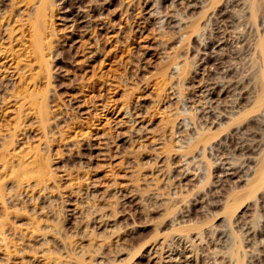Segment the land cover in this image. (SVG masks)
<instances>
[{
  "label": "rangeland",
  "instance_id": "1",
  "mask_svg": "<svg viewBox=\"0 0 264 264\" xmlns=\"http://www.w3.org/2000/svg\"><path fill=\"white\" fill-rule=\"evenodd\" d=\"M263 169L264 0H0V264H264Z\"/></svg>",
  "mask_w": 264,
  "mask_h": 264
},
{
  "label": "bare ground",
  "instance_id": "2",
  "mask_svg": "<svg viewBox=\"0 0 264 264\" xmlns=\"http://www.w3.org/2000/svg\"><path fill=\"white\" fill-rule=\"evenodd\" d=\"M47 4V3H46ZM255 5V4H254ZM43 6V5H42ZM46 7H48V6H46ZM38 10V9H37ZM50 10V9H49ZM255 10H257V6H253L252 7V11L255 13ZM33 14V13H32ZM44 22H45V15H44V13H43V10L42 9H40L38 12H37V17H36V23L34 24V28L32 27V29H34V32H33V42H34V45H35V48L39 51V52H42V51H44L45 49H46V45H44L43 44V42H42V40L44 39L43 38V31H44ZM29 24H31V23H29ZM45 24H47V21H46V23ZM32 26V25H31ZM46 26L47 25H45V28H46ZM195 26H193L192 27V30H194L193 28H194ZM47 29V28H46ZM48 33V32H47ZM49 34V33H48ZM45 37V36H44ZM53 37V36H52ZM43 38V39H42ZM45 40V39H44ZM46 42V41H45ZM47 43V42H46ZM47 44H49V43H47ZM32 45H33V43H32ZM43 46H45L44 48V50L42 49L43 48ZM49 46H50V44H49ZM51 47V46H50ZM48 49V48H47ZM48 51V50H47ZM44 53V52H43ZM36 55V54H35ZM44 56V55H43ZM42 57V56H41ZM44 59V58H43ZM41 65V67H42V63L40 64ZM46 65V64H45ZM43 67H44V65H43ZM40 68V67H39ZM185 76V75H184ZM185 78V77H184ZM165 80V79H164ZM38 93V92H37ZM35 95H36V93H35ZM35 95H34V97H35ZM30 96H33V95H30ZM39 96V95H38ZM37 97V96H36ZM39 98V97H38ZM37 98V99H38ZM47 99V98H46ZM30 100H31V98H30ZM40 100H42V101H40L39 103L38 102H36L35 100H34V102L33 101H31V102H33L32 103V105L33 106H35L36 107V109L38 110V114L40 115V121L38 122V123H40V125H41V127H43V128H45V126L47 125V107H46V105H48V104H45V103H47V102H45V96H43L42 97V99H40ZM49 112V111H48ZM50 114V113H49ZM38 115V116H39ZM49 117V116H48ZM39 128H40V126H39ZM40 129H42V128H40ZM45 130H46V128H45ZM43 132V131H42ZM10 136H11V134H10ZM12 137V136H11ZM12 138H14V137H12ZM13 142H14V140H12ZM4 143V142H3ZM6 144V143H5ZM1 146H3V145H1ZM10 146V145H9ZM8 146V147H9ZM6 147H7V144H6V146H4V148L3 147H1V149L3 148V150H5L6 149ZM11 147V146H10ZM12 147H13V144H12ZM196 147V146H195ZM36 155H38V154H36ZM35 155V156H36ZM39 156V155H38ZM41 156H43V155H41ZM46 156V155H45ZM45 156H43V157H45ZM48 157H50V156H48ZM13 158V157H12ZM41 159H44V158H41ZM48 160V159H47ZM43 161V160H42ZM35 162H37L36 160L34 161H32V163L33 164H27V165H23L24 167H21V164H19V166L20 167H18L19 169L17 170L16 169V171L14 172V174H16V175H19V177H22V180L23 179H31V178H37L38 177V179L39 178H42V177H46L47 175H49L48 173L46 174V172H47V170H45V168L46 167H43V165L44 164H41V165H38V163L36 164V165H38L37 166V175H36V173H35V175H34V172H33V169L35 170L36 169V167H34V164H35ZM31 163V162H30ZM40 163H43V162H39V164ZM45 163V162H44ZM50 165V164H49ZM6 166H8V164L6 165ZM46 166V165H45ZM47 166H48V164H47ZM49 167V166H48ZM4 168V167H3ZM16 168H17V166H16ZM50 168V167H49ZM14 170H15V166H14V168H13ZM260 169H261V167H260ZM264 170V169H263ZM11 171V170H10ZM13 171V170H12ZM264 173V172H263ZM263 173H262V176H260V178H262L263 177ZM10 175H12V174H10ZM16 175L14 176V178L16 177ZM13 177V176H12ZM11 177V178H12ZM48 177V176H47ZM46 177V178H47ZM18 178V177H17ZM49 178V177H48ZM52 178V177H51ZM259 178V177H258ZM13 179V178H12ZM15 180V179H14ZM41 181H42V179H40ZM40 180H39V182H40ZM20 181H21V179H20ZM19 180H18V183L20 182ZM44 181V180H43ZM23 182V181H22ZM22 182H20V183H22ZM41 183H43V182H41ZM19 185V184H18ZM22 185V184H21ZM1 186V185H0ZM2 187V186H1ZM19 187V186H18ZM253 189V188H252ZM3 190V189H2ZM0 199H1V197H0ZM233 199V198H232ZM233 204V203H232ZM240 204V203H239ZM237 206V205H236ZM8 213V212H7ZM9 218V217H8ZM6 220V219H5ZM4 220V221H5ZM2 224L3 223H1V225L0 226H2ZM4 226V225H3ZM2 235V234H1Z\"/></svg>",
  "mask_w": 264,
  "mask_h": 264
}]
</instances>
